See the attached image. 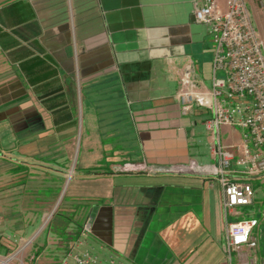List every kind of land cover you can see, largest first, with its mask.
Returning <instances> with one entry per match:
<instances>
[{
	"label": "crops",
	"instance_id": "crops-1",
	"mask_svg": "<svg viewBox=\"0 0 264 264\" xmlns=\"http://www.w3.org/2000/svg\"><path fill=\"white\" fill-rule=\"evenodd\" d=\"M192 2L0 0V157L16 164L11 173L36 163L58 182V199L70 187L57 245H43L37 264H71L70 254L85 250L103 264H191L192 253L203 257L198 264L223 263L214 177L116 172L137 163L218 165L214 134L203 127L212 105L182 114L177 101L181 90L210 101L203 81L211 82L213 45L191 20ZM218 138L234 158L243 155L239 129L221 125ZM79 220L91 223L85 237Z\"/></svg>",
	"mask_w": 264,
	"mask_h": 264
},
{
	"label": "built area",
	"instance_id": "built-area-1",
	"mask_svg": "<svg viewBox=\"0 0 264 264\" xmlns=\"http://www.w3.org/2000/svg\"><path fill=\"white\" fill-rule=\"evenodd\" d=\"M264 17V0H255ZM194 20L205 27L213 45L211 65L210 101L189 90L177 93L182 114H189L194 106L212 105L210 118L203 122L206 132L214 134L212 151L218 165L207 172L189 161L187 165L149 167L143 163L122 165L116 172L201 173L214 177L222 192V212L225 221V240L222 246L224 261L232 264H255L240 257L243 249L256 247L252 231L258 222L254 218L228 222L229 216L237 217L239 208L253 203L254 189L249 181L231 178L232 165L247 179L264 176V21L258 25L246 0H225L221 11L217 0H193ZM255 6V7H256ZM222 77H218V74ZM188 84V80L183 81ZM221 125L236 127L241 131L244 152L241 157L220 145L218 130ZM91 229L86 220L80 228L85 237ZM71 264H103L88 251L70 254ZM64 264V263H63ZM112 264V262H109ZM264 264V261L261 262Z\"/></svg>",
	"mask_w": 264,
	"mask_h": 264
},
{
	"label": "rangeland",
	"instance_id": "rangeland-1",
	"mask_svg": "<svg viewBox=\"0 0 264 264\" xmlns=\"http://www.w3.org/2000/svg\"><path fill=\"white\" fill-rule=\"evenodd\" d=\"M246 2L257 24L262 25L264 17L261 10L257 8L255 0H246ZM217 5L221 11L225 10V0H217ZM203 84L205 88L210 89V79L204 78ZM219 133L222 142L223 135L221 131ZM34 165L36 163L32 166L35 169L30 168L31 172L11 173V169L16 164L10 165L6 159L0 157V263L12 257V260L6 264H37L38 251L43 245L54 247L57 245L58 239L52 234L64 225L60 222L61 220L57 221V218L69 214L70 208L64 203L67 198L65 195L70 193L69 185L64 190L63 198L55 206L60 191L56 192L53 187H57L58 182L51 180L48 175L39 174L37 166ZM66 176L67 174L62 178L63 184ZM249 183L254 190H258L254 191L253 203L237 209L239 216H229L227 221L235 222L249 218L257 220L258 225L252 231L256 248L243 249L240 257L245 261L261 264L264 261V176L252 178ZM46 217L47 221L44 223ZM82 224V220H79L78 225ZM209 231L211 232V229ZM222 241L224 243V238ZM46 251L47 254L49 253L47 258L52 260L58 258L54 248ZM31 256L33 259L30 262ZM199 256L201 255L198 253H192L191 264H198ZM231 256L232 264H234L236 255L232 253ZM208 262L206 264H214V262L211 263L212 260Z\"/></svg>",
	"mask_w": 264,
	"mask_h": 264
},
{
	"label": "bare ground",
	"instance_id": "bare-ground-1",
	"mask_svg": "<svg viewBox=\"0 0 264 264\" xmlns=\"http://www.w3.org/2000/svg\"><path fill=\"white\" fill-rule=\"evenodd\" d=\"M47 221V217L45 218V220H44V223ZM12 260V257H9V258H7L5 261H3L2 263H0V264H6V263H8L9 261H11Z\"/></svg>",
	"mask_w": 264,
	"mask_h": 264
},
{
	"label": "trees",
	"instance_id": "trees-1",
	"mask_svg": "<svg viewBox=\"0 0 264 264\" xmlns=\"http://www.w3.org/2000/svg\"><path fill=\"white\" fill-rule=\"evenodd\" d=\"M17 169H18L17 172H20V171H21V170H20L21 168H17ZM17 172H16V173H17ZM57 191H59V188H56V192H57ZM51 194H52V192H51ZM255 248H256V247H255ZM40 250H41V249H39V251H40Z\"/></svg>",
	"mask_w": 264,
	"mask_h": 264
},
{
	"label": "water",
	"instance_id": "water-1",
	"mask_svg": "<svg viewBox=\"0 0 264 264\" xmlns=\"http://www.w3.org/2000/svg\"><path fill=\"white\" fill-rule=\"evenodd\" d=\"M191 20H194L193 14H191ZM60 199H61V196H60V198L58 199V202L60 201ZM58 202L56 203V206H57Z\"/></svg>",
	"mask_w": 264,
	"mask_h": 264
}]
</instances>
